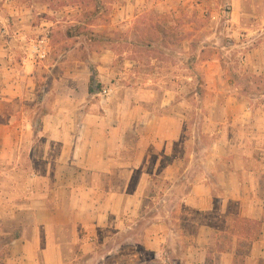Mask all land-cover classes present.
I'll list each match as a JSON object with an SVG mask.
<instances>
[{
  "label": "rangeland",
  "instance_id": "374dc122",
  "mask_svg": "<svg viewBox=\"0 0 264 264\" xmlns=\"http://www.w3.org/2000/svg\"><path fill=\"white\" fill-rule=\"evenodd\" d=\"M231 12L226 0H0V42L5 37L8 50L30 52L45 86L58 79L53 95L45 100L41 95L40 106L34 109L37 114L27 120L29 127L36 118L33 131L31 127L24 138L28 148L18 153L20 164L0 167V264H8L10 254L1 240L34 232L36 195L53 186L54 168L47 153L41 147L29 149L34 142H45L42 116L61 102L62 89L67 88L59 82L64 74L77 80L70 85L71 98L84 100L89 80L102 82L106 93L85 99L86 110L94 106L99 116L106 115L103 108H111L114 100L120 104L134 97L141 117L151 112L166 119V125L161 121L160 128L149 132L148 118L141 119L140 132L131 137L136 149L150 150L149 181L143 183L137 174L132 178L135 190L145 188L142 210L123 216L129 231L116 230L114 224L94 232L100 241L98 260L90 264H114L100 257L117 254L131 260L118 264H184L204 226L215 231L210 247L200 251L209 260L231 246L232 239H226V226L231 223L226 221V189L219 179L226 171V129L264 124L257 117L264 101L257 100L264 96V74L248 66L256 60L254 51L264 50V36L253 35L264 23H256L250 3L251 19H246L243 29L251 33L234 34L229 31ZM51 67L55 69L48 82ZM166 98L173 101L165 109ZM238 138L236 134L233 139ZM56 155L54 150L51 158ZM40 174H49L50 182L36 181ZM198 190L212 193L213 213L198 211L199 199L192 195ZM250 226V236H244L239 247L242 264L252 257L261 230ZM61 234L64 242H71L76 233L64 228ZM68 248L72 255L79 253L77 247Z\"/></svg>",
  "mask_w": 264,
  "mask_h": 264
},
{
  "label": "crops",
  "instance_id": "0c3cea01",
  "mask_svg": "<svg viewBox=\"0 0 264 264\" xmlns=\"http://www.w3.org/2000/svg\"><path fill=\"white\" fill-rule=\"evenodd\" d=\"M250 3L254 8L256 23H264V0H226V5L232 11L228 21L231 24L230 32L236 34L244 30L251 33L249 29H243L246 19H251L247 13ZM254 34L264 36V28L255 30ZM5 39L2 37L0 42V167L10 168L20 164L18 153L28 148L29 144H24V138L31 134V127L33 131L36 121L34 118L31 125L26 127L28 118L37 114L34 109L40 106L41 95L44 100L49 94L53 95L58 79L50 81L55 69L51 67L46 73V81H50L51 85L45 86L47 82L38 78L39 63L33 55L8 50ZM254 55L256 60L252 64L249 62L248 66L251 65L254 73L262 75L264 50H255ZM16 56L20 57V61ZM74 81H77L76 77L71 75L60 77L59 82L63 86L66 83L67 88L62 89L61 102H56L54 108L42 116L45 142L41 146L35 142L30 145L29 150L38 151L41 147L50 158L47 160L54 168L50 180L53 186L46 194L36 195L33 203L36 205L32 207L37 218L34 232L30 236H21L9 245L8 264L94 263L98 260L96 246L100 242L94 232L108 230L114 224L116 230L129 231L131 228L123 216L141 213L145 188L142 185L135 190L132 178L137 174L143 183L149 181L150 150L144 146L136 149L130 139L138 133L137 128L143 123L141 119L148 118L147 132L160 128L161 121L166 125V119L151 112L141 117L138 101L134 97L123 99L120 104L114 100L111 108H103L106 115L99 116L93 111L94 106L86 110V100L94 97L90 96L91 81L85 87L86 100L71 98L70 85ZM258 99L264 100V96H258ZM172 101V98L164 99V108L171 107ZM232 101L240 102L238 99ZM262 104L257 114L259 119H264V101ZM36 124L38 126V122ZM233 128L226 129V171L219 174L226 189V221L228 218L231 222L226 226V239H232L231 246L213 261L209 260L208 254L200 251L206 252L210 247L215 231L211 226H204L200 232L197 231L184 264H208V260L211 264H242L238 257L239 247L242 238L250 236V233L244 235L245 232L235 228L237 219L261 223L252 257H247L243 263L264 264V124L243 130L239 128L237 131ZM236 134L239 138L235 140ZM54 150L58 151V155L51 158ZM38 178L50 182L49 174H40L36 181H39ZM192 195L199 199L198 211L203 214L215 211V201L209 190H198ZM64 228L76 233L71 242H64L61 234ZM232 229L236 232L230 233ZM68 247H77L79 253L72 255ZM124 257L117 254L109 258L100 257V260L107 259L114 264L131 261L128 256Z\"/></svg>",
  "mask_w": 264,
  "mask_h": 264
},
{
  "label": "trees",
  "instance_id": "16d2710c",
  "mask_svg": "<svg viewBox=\"0 0 264 264\" xmlns=\"http://www.w3.org/2000/svg\"><path fill=\"white\" fill-rule=\"evenodd\" d=\"M94 13H98L97 11L94 12ZM77 30H83L82 28H78ZM103 86L99 83H97L96 79H92L91 81V85H90V96H95V95H100L102 94L103 92ZM250 225H254V226H258V227H261V223H258V222H254V221H244V220H241V219H237L236 220V226L235 228L236 229H240L241 231L243 232H248V233H251V226ZM19 239V235L16 236L15 238H12L8 241H6L5 238H3L1 240V242H5L6 245H10L13 241Z\"/></svg>",
  "mask_w": 264,
  "mask_h": 264
},
{
  "label": "built area",
  "instance_id": "2783aa9c",
  "mask_svg": "<svg viewBox=\"0 0 264 264\" xmlns=\"http://www.w3.org/2000/svg\"><path fill=\"white\" fill-rule=\"evenodd\" d=\"M39 52V51H38ZM34 53H37V51H34ZM40 57L41 58H44L45 56L44 55H40ZM104 93H106L105 91H104Z\"/></svg>",
  "mask_w": 264,
  "mask_h": 264
}]
</instances>
